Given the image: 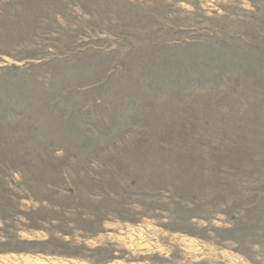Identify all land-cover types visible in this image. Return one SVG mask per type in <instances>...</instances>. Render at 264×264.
<instances>
[{
  "label": "rangeland",
  "instance_id": "1",
  "mask_svg": "<svg viewBox=\"0 0 264 264\" xmlns=\"http://www.w3.org/2000/svg\"><path fill=\"white\" fill-rule=\"evenodd\" d=\"M0 264H264V0H0Z\"/></svg>",
  "mask_w": 264,
  "mask_h": 264
}]
</instances>
